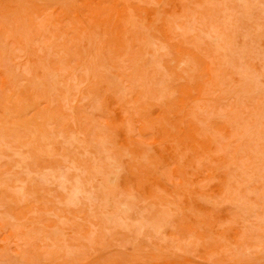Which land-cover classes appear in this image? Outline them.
I'll use <instances>...</instances> for the list:
<instances>
[{"label":"rangeland","instance_id":"374dc122","mask_svg":"<svg viewBox=\"0 0 264 264\" xmlns=\"http://www.w3.org/2000/svg\"><path fill=\"white\" fill-rule=\"evenodd\" d=\"M0 264H264V0H0Z\"/></svg>","mask_w":264,"mask_h":264}]
</instances>
